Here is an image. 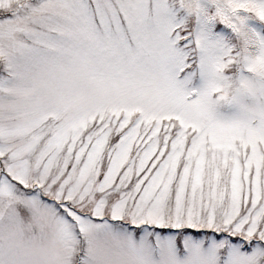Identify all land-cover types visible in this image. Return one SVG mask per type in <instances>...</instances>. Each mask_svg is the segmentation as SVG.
<instances>
[{
  "label": "snow or ice",
  "instance_id": "6c2138e0",
  "mask_svg": "<svg viewBox=\"0 0 264 264\" xmlns=\"http://www.w3.org/2000/svg\"><path fill=\"white\" fill-rule=\"evenodd\" d=\"M0 264H264V0H0Z\"/></svg>",
  "mask_w": 264,
  "mask_h": 264
}]
</instances>
